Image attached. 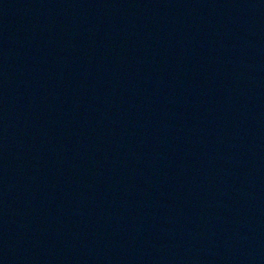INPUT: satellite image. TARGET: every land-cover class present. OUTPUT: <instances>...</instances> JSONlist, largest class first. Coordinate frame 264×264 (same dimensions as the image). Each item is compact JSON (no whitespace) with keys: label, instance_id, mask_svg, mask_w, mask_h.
<instances>
[{"label":"water","instance_id":"95a60500","mask_svg":"<svg viewBox=\"0 0 264 264\" xmlns=\"http://www.w3.org/2000/svg\"><path fill=\"white\" fill-rule=\"evenodd\" d=\"M0 264H264V0H0Z\"/></svg>","mask_w":264,"mask_h":264}]
</instances>
